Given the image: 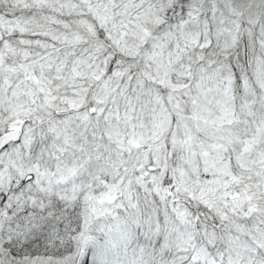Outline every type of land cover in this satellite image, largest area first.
<instances>
[{
  "label": "snow or ice",
  "instance_id": "obj_1",
  "mask_svg": "<svg viewBox=\"0 0 264 264\" xmlns=\"http://www.w3.org/2000/svg\"><path fill=\"white\" fill-rule=\"evenodd\" d=\"M0 264H264V0H0Z\"/></svg>",
  "mask_w": 264,
  "mask_h": 264
}]
</instances>
